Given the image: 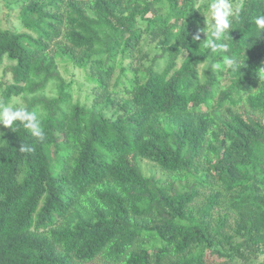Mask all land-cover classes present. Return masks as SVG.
I'll use <instances>...</instances> for the list:
<instances>
[{
	"label": "trees",
	"instance_id": "1",
	"mask_svg": "<svg viewBox=\"0 0 264 264\" xmlns=\"http://www.w3.org/2000/svg\"><path fill=\"white\" fill-rule=\"evenodd\" d=\"M168 1L164 18L155 0H19L15 17L27 32L0 27V68L14 64L2 103L51 81L60 89L25 107L45 112L42 142L19 122L0 134V264H206L209 255L212 264H253L264 254V35L252 23L264 0H233L243 9L229 51L215 56L193 40L198 0ZM224 55L245 64L216 71L228 80L222 88L210 65ZM60 63L86 74L91 105L63 108L71 83ZM243 100L258 116L225 107ZM200 158L221 189L196 211L197 186L209 178L196 176ZM220 198L230 232L229 214L212 220Z\"/></svg>",
	"mask_w": 264,
	"mask_h": 264
},
{
	"label": "rangeland",
	"instance_id": "2",
	"mask_svg": "<svg viewBox=\"0 0 264 264\" xmlns=\"http://www.w3.org/2000/svg\"><path fill=\"white\" fill-rule=\"evenodd\" d=\"M157 3L156 5L158 6V8L160 9V12H158V15L160 17H167L170 13H172L173 11V7L170 6L169 1L168 0H155ZM211 0H198L197 4H196V8L200 9L201 11V18H199L198 16L193 15L194 18L200 19V23L198 24V26L200 28H205L206 24H205V17L202 15V13H205L206 16V6L208 3H210ZM19 7H20V3L19 0H0V27L3 29L6 28H15L17 29L18 32H27V30L25 28H23L18 20L16 19V15L19 11ZM185 9V8H184ZM189 14H191V11H187L186 10V15L188 16ZM153 14H150L148 17H152ZM174 20V19H173ZM142 23H144V25L146 24V22L142 21ZM145 29V26L142 27V30ZM144 36H146V34H144ZM152 51H154V46L153 45H149L147 43H145L144 45V52H149L150 53V58H152L156 52L151 53ZM11 65H14L13 63L9 62L8 59H5V63L3 64V66L0 68V103H2L3 101V89H4V84H11L13 82V76L10 72H6L7 69H9V67H11ZM206 70V67L204 68V71ZM59 71L60 74L62 75L64 81L66 83H71V87H69L68 89H66V93L69 94L70 96V100L68 101L67 104L63 105L64 109H68L71 105L79 102L81 104H87V105H91L92 104V100H91V95H92V89H93V85L90 84L87 80L86 74L79 69H76L71 63H60L59 64ZM216 76L220 79V85L222 88L226 87L228 84V80L226 79L225 75H221L219 72H216ZM255 85L252 84L248 89H246L245 91H243L242 95L245 97L248 94L252 93L255 89ZM59 86L57 84V82L55 81H51L49 82V84L47 85V88L43 91V92H39L35 95H30V94H22L20 96H14L12 97L11 101L9 104H12L13 106H19V107H26L27 103L33 99L34 97H41V96H45L47 98H56L59 96ZM225 107H231V109L234 112L240 113V114H254L256 116H258L257 113H253L249 107L247 106L245 100H243L241 103H239L236 106H233L231 103H227L225 105ZM226 109L221 110V114L226 113ZM37 115L39 117H43L45 115V112L43 111V109L41 107H38L37 109L34 110ZM116 109H111L110 111L107 112V114L109 116H111L113 114V112H115ZM260 120L262 121V123L264 124V120L260 118ZM9 128H5L3 126H0V134H3L6 130H8ZM133 162H135L143 171L146 175L150 176V175H155L158 178L161 179H166L168 178L170 181H175L173 176L174 175H166L165 173H163L155 164L146 161V160H141V159H137V161H135L134 159H132ZM197 177L200 178L203 174H207L209 176V178L203 179L204 181H207V185H198V191H199V195L196 198L195 202L193 203V207L194 209L197 211L199 208L202 209L204 208L207 203H208V198L213 195L216 194L217 192L220 191L221 187H219V185L210 178V174H209V167L208 165L205 163L203 158H200L197 160ZM24 175V172H22L21 177ZM182 180V185H189L192 186L194 184V180L192 178H189L188 180H184L183 176H180ZM177 182V181H175ZM220 204H217L212 212V220L214 222V224H217V220L223 218L226 214H229V219L227 222V225L225 227V231L226 232H230L231 227L233 226L234 220H233V215L229 213V211L226 209V207L224 206V201L223 198H220L219 200ZM213 263V256L209 255L208 257V261L206 264H212ZM253 264H264V254H261L255 261Z\"/></svg>",
	"mask_w": 264,
	"mask_h": 264
},
{
	"label": "clouds",
	"instance_id": "3",
	"mask_svg": "<svg viewBox=\"0 0 264 264\" xmlns=\"http://www.w3.org/2000/svg\"><path fill=\"white\" fill-rule=\"evenodd\" d=\"M243 9L242 3H234L233 0H211L207 4L205 13L206 27L199 29L197 34L193 37L194 41H200L199 47L208 50L212 56L217 53H227L230 49V40L232 39V24L236 21ZM252 23L256 28V35L260 37L264 35V14H258L252 18ZM201 33L205 39L201 41ZM209 58H205L204 62L199 64L208 63ZM241 62L237 57L231 55H224L222 61L213 62L210 65V71L214 74L217 70H230L236 72L241 70ZM206 71V70H205ZM203 74V73H202ZM260 80L264 79V68L259 70ZM16 122L26 129L32 137L38 141L45 139V133L41 125L40 117L35 111H29L25 107L13 106L12 104L0 103V126L11 128L14 131ZM33 149L27 145L21 144L20 152H31Z\"/></svg>",
	"mask_w": 264,
	"mask_h": 264
}]
</instances>
